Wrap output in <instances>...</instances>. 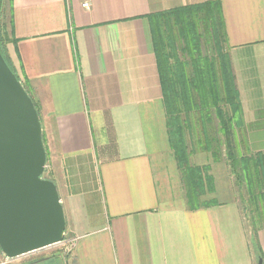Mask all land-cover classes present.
<instances>
[{"label":"crops","instance_id":"crops-1","mask_svg":"<svg viewBox=\"0 0 264 264\" xmlns=\"http://www.w3.org/2000/svg\"><path fill=\"white\" fill-rule=\"evenodd\" d=\"M207 2L219 9L238 94L231 118L238 153L264 154V0L2 4L7 57L40 109L47 174L71 239L66 264H264V200L248 201L252 229L234 193L246 185L221 153L207 162L212 187L189 208L169 143L150 16ZM213 172L224 176L228 199L217 198ZM25 255L6 264L52 257Z\"/></svg>","mask_w":264,"mask_h":264},{"label":"trees","instance_id":"trees-1","mask_svg":"<svg viewBox=\"0 0 264 264\" xmlns=\"http://www.w3.org/2000/svg\"><path fill=\"white\" fill-rule=\"evenodd\" d=\"M2 4L3 0H0V52L23 84L39 114V105L31 95L27 81L7 57L6 43L10 39L9 31L2 24ZM217 8L215 2H207L163 10L150 16L151 38L158 61L169 143L176 153L189 208L198 206L204 188L212 185V176L208 173L209 164L198 166L189 162L190 154L193 153L192 148H188L191 113L198 118L205 140L199 143L202 145L200 149L208 153L212 161L219 160V149L213 147L219 142V138L213 135L217 128L223 138L222 153L230 172L234 174V180L246 185L249 197L258 199L264 196V154L240 155L234 140L231 118L239 111V100L229 58L222 48L223 31ZM202 38L205 42L210 41L208 54L201 51ZM204 174L208 175L206 183L202 181ZM252 223L251 219L250 224L254 229ZM254 243L253 240L252 245L255 246Z\"/></svg>","mask_w":264,"mask_h":264},{"label":"water","instance_id":"water-1","mask_svg":"<svg viewBox=\"0 0 264 264\" xmlns=\"http://www.w3.org/2000/svg\"><path fill=\"white\" fill-rule=\"evenodd\" d=\"M35 108L0 52V253L9 259L65 237L58 190L45 176L47 155Z\"/></svg>","mask_w":264,"mask_h":264},{"label":"rangeland","instance_id":"rangeland-1","mask_svg":"<svg viewBox=\"0 0 264 264\" xmlns=\"http://www.w3.org/2000/svg\"><path fill=\"white\" fill-rule=\"evenodd\" d=\"M3 3H5V0H3ZM209 42L208 41L205 42V40L203 38L201 39V51H202L203 54L204 53L208 54L210 52V49H209L210 47H209V44H208ZM195 116L196 115L191 113V115L189 116L190 117V121L188 120L190 122V128L189 129L191 131V135H190L191 138H190V141H189L190 143L188 142V148L189 149L192 148V151H193V153L190 154L189 162L192 165H198L199 166V165L207 164V162L210 161V157H209L208 153H206L205 151L200 149L202 145L199 144V143H202V141H205V140H204V137L202 136V133H201V128H200L199 122L197 120L198 118L195 117ZM215 121H217V120H215ZM214 127H216V124H214ZM213 135H214V137H218L219 138L217 140V141H219L218 144L217 145H213V147H215V149H216V147H217V149H219L217 155H220L219 160L221 161V159H223V158H221V156L223 155L221 153L223 152V147H224L223 144H222V141H221V139H223L222 138V134H221V132H217V128H216L213 131ZM210 136H212V135L210 134ZM219 160H217V161H219ZM214 162H216V161H214ZM218 165H220V164H218ZM213 166H215V165L213 164ZM210 172L211 171L209 169L208 173L211 174ZM213 173H214L213 175H217V173H215V172H213ZM204 175H205L204 176V180H202V181L204 183H206L208 175H206V174H204ZM45 176L49 177V175L47 174V169L45 171ZM224 179H225L224 176H220V178H219L218 175L216 176L217 187H218V191H217L216 195H217V198H219L220 200L222 198L223 199H228L230 197L229 196L230 193L228 191V188L226 187V183H225ZM211 187H212V185H211ZM226 188H227V191H225ZM235 189L236 190L234 191V193L237 194L236 196L241 201L242 205H245V207H243L244 208V212L246 213V218L245 219L249 223V221L251 219H253L252 217H253V214H254V213H252V209L250 208V205H249V202H248L250 200V198L252 199V197H249L248 194L246 193V187H235ZM258 195H261V194H258ZM255 199H257V198H255ZM258 199H263L264 200V196L261 195V196L258 197ZM64 238H66V236ZM69 250H70V248H68V246L66 244H57V245H54V246L47 247L45 249L39 250L37 252H34V253L30 254V255H27V256L25 255V257L22 258V259H24V261L25 260L28 261V260H31V259H36L38 257L41 258L43 256L51 255L52 256L51 260H49V261L48 260H42V261H40L37 264H66L63 258L67 257V255H68L67 251H69Z\"/></svg>","mask_w":264,"mask_h":264},{"label":"built area","instance_id":"built-area-1","mask_svg":"<svg viewBox=\"0 0 264 264\" xmlns=\"http://www.w3.org/2000/svg\"><path fill=\"white\" fill-rule=\"evenodd\" d=\"M83 6H87L88 3L87 2H84L82 4ZM71 239H63V241H61L59 244H66L68 246V248H71ZM70 251V250H69ZM68 252V251H67ZM13 259H9L7 258L6 256L4 255H1L0 253V264H6V263H9L10 261H12Z\"/></svg>","mask_w":264,"mask_h":264}]
</instances>
